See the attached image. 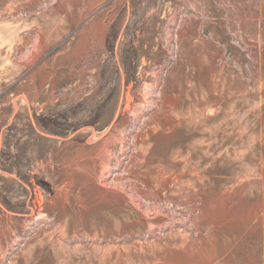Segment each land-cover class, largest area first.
<instances>
[{"label": "rangeland", "instance_id": "rangeland-1", "mask_svg": "<svg viewBox=\"0 0 264 264\" xmlns=\"http://www.w3.org/2000/svg\"><path fill=\"white\" fill-rule=\"evenodd\" d=\"M0 264H264V0H0Z\"/></svg>", "mask_w": 264, "mask_h": 264}, {"label": "bare ground", "instance_id": "bare-ground-1", "mask_svg": "<svg viewBox=\"0 0 264 264\" xmlns=\"http://www.w3.org/2000/svg\"><path fill=\"white\" fill-rule=\"evenodd\" d=\"M8 8H9V7H8ZM15 9H16V8H15ZM9 11H10V10H9ZM9 14H10V13H9ZM192 82H193V81H192ZM220 83H221V82H220ZM223 86H224V85H223ZM221 87H222V86H221ZM224 88H225V87H224ZM209 89H210V87H209ZM214 89H215V88H214ZM222 89H223V88H222ZM201 90H202V89H201ZM210 91H211V90H210ZM202 92H203V91H202ZM204 93H205V92H204ZM218 93H219V92H218ZM230 93H231V92H228V94H230ZM220 94H221V93H220ZM224 94H226V93H224ZM202 95H203V94H202ZM232 95H233V93H232ZM219 96H220V95H219ZM230 96H231V95H229V96L227 95V98L230 97ZM199 97H200V96H199ZM210 98H211V97H210ZM212 98L214 99V97H212ZM143 99H144V98H143ZM169 99H170V98H169ZM207 99H208V98H207ZM145 100H146V99H145ZM202 100H203V99H202ZM208 100H209V99H208ZM214 100H215V99H214ZM216 100H217V99H216ZM161 101H162V100H161ZM165 101H166V100H165ZM169 101H170V100H169ZM198 101H199V100H198ZM163 102H164V101H163ZM170 102H172V101H170ZM170 102H169V103H170ZM213 102H214V101H213ZM216 102H217V101H215V104H216ZM220 102H221V101H220ZM234 102H235V101H234ZM155 103H156V102H155ZM174 103H175V102H174ZM196 103H197V102H196ZM198 103H199V102H198ZM198 103H197L196 105H198ZM137 104H138V103H137ZM209 104H210V103H209ZM233 104H234V103H233ZM157 105H158V104H157ZM170 105H171V103H170ZM218 105H219V104H218ZM159 106H160V105H159ZM172 106H173V105H172ZM186 106H187V105H186ZM206 106H207V105H206ZM215 106H216V105H215ZM219 106H220V105H219ZM219 106H216V107H219ZM227 106H228V105H227ZM232 106H233V105H232ZM136 107H137V106H136ZM195 107H196V106H195ZM203 107H205V106H203ZM216 107H215V108H216ZM171 108H172V107H171ZM233 108H234V107H233ZM196 109H197V108H196ZM205 109H206V108H205ZM217 109H218V108H217ZM222 109H224V108H222ZM178 110H179V109H178ZM184 110H186V109H184ZM184 110H183V111H184ZM189 110H190V108H189ZM232 110H233V109H232ZM158 111H159V110H158ZM160 111H161V110H160ZM171 111H172V109H171ZM199 111H200V110H199ZM213 111H214V110H213ZM216 111H217V110H216ZM216 111H215V113H216ZM219 111H220V110H219ZM230 111H231V110H230ZM168 112H169V111H168ZM175 112H176V110H175ZM175 112H174V113H175ZM194 112L196 113V110H195ZM194 112H193V113H194ZM231 112H232V111H231ZM170 113H171V112H170ZM170 113H168V114H170ZM200 113H201V112H200ZM171 114H173V113H171ZM183 114H184V112H183ZM198 114H199V112H198ZM202 114H203V113H202ZM211 114H213V112H212ZM218 114H219V113H218ZM226 114H227V112H226ZM229 114H232V113H229ZM164 115H166V114H164ZM177 115H178V114H177ZM185 115H187V114H185ZM195 115H196V114H195ZM216 115H217V113H216ZM233 115H234V111H233ZM235 115H236V114H235ZM189 116H191V115L189 114ZM161 117H162V116H161ZM177 117H178V116H177ZM187 117H188V116H187ZM187 117H186V118H187ZM191 117H192V116H191ZM191 117H190V118H191ZM193 117L199 118V117H197V116H193ZM202 117H203V116H202ZM163 118H164V117H163ZM171 118H172V117H171ZM204 118H205V117H204ZM172 119H173V118H172ZM223 119H224V118H223ZM185 120H186V119H184V121H185ZM192 121H194V119H193ZM221 121H222V120H221ZM175 122H176V121H175ZM196 122H197V120H196ZM200 122H201V121H200ZM178 123H179V125H180V122H178ZM182 123H183V122H182ZM193 123H194V122H193ZM220 123H222V122H220ZM156 124H157V123H156ZM158 124H159V123H158ZM168 124H169V123H168ZM176 124H177V123H176ZM195 124H196V123H194V125H195ZM218 124H219V123H218ZM179 125H178L177 127H179ZM191 125H192V124H191ZM196 125H198V124H196ZM215 125H217V124H215ZM219 125H220L221 127H223L222 125H225V123H223L222 125H221V124H219ZM219 125H218V127H219ZM153 126H154V125H153ZM162 126H164V125H162ZM189 126H190V125H189ZM200 126H201V124H200ZM211 126H212V125H211ZM225 126H226V125H225ZM230 126H231V125H229V127H230ZM155 127H156V125H155ZM201 127H203V126H201ZM205 127H206V126H205ZM209 127H210V126H209ZM216 127H217V126H216ZM229 127H228V129H230ZM238 127H239V126H238ZM232 128H233V127H232ZM199 129H200V128H199ZM209 129H210V128H209ZM218 129H219V128H218ZM218 129H217V130H218ZM203 130H204V129H203ZM223 130H224V129H223ZM237 130H238V128H237ZM213 131H214V130H213ZM221 131H222V130H221ZM221 131H220V132H221ZM225 131H226V130H225ZM228 131H229V130H228ZM205 132H206V131H205ZM216 132H217V131H216ZM143 133H144V132H143ZM220 134H221V133H220ZM138 135H139V133H138ZM143 135H144V134H143ZM209 135H210V134H209ZM212 135H213V134H212ZM234 135H235V134H234ZM234 135H233V136H234ZM224 136H225V135H224ZM219 137L221 138V135H220ZM219 137H218L217 139H219ZM225 138H227V137H225ZM230 138H231V137H230ZM230 138H229V139H230ZM198 139H199V138H197V140H198ZM209 139H210V137H209ZM213 139H214V138H213ZM238 139H239V138H238ZM194 140H196V138H195ZM222 140H223V139H222ZM190 141H191V140H190ZM226 141H227V140H226ZM237 141H238V140H237ZM237 141H236V142H237ZM195 142H196V141H194V143H195ZM220 142H221V141H220ZM194 143H193V144H194ZM232 143H234V142H232ZM140 144H141V143H140ZM140 144H139V145H140ZM204 145H205V144H204ZM206 145H207V144H206ZM135 146H136V144H135ZM209 146H210V144H209L207 147H209ZM140 147H141V145H140ZM193 147H194V146H192V148H193ZM199 147H200V146H199ZM203 147H204V146H203ZM188 148H189V147H188ZM195 148H198V147H195ZM206 149H207V148H206ZM219 149H220V148H219ZM193 150H194V149H193ZM217 150H218V149H217ZM217 150H216V151H217ZM203 151H206V150H203ZM203 151H201V152L203 153ZM218 151H219V150H218ZM180 152H182V150L179 151V153H180ZM190 152H191V151H190ZM190 152H189V153H190ZM210 152H211V151H210ZM210 152H209V153H210ZM213 152H214V151H213ZM213 152H212V153H213ZM176 153H177V151H176ZM179 153H178V154H179ZM192 154H193V153H192ZM138 155H139V154H138ZM208 155H209V154H208ZM183 156H184V155H183ZM209 156H211V155H209ZM200 157H201V156H200ZM212 157H213V156H212ZM218 157H219V156H218ZM188 158H189V157H188ZM204 158H205V156H204ZM195 159H196V158H195ZM214 159H215V156H214ZM143 160H144V159H143ZM175 161H176V160H175ZM134 163H135V162H134ZM178 163H179V162H178ZM183 163H185V162H183ZM135 164H136V163H135ZM177 165H178V164H177ZM189 165H190V161H189V163H188V166H189ZM196 165H198V164H196ZM196 165H195V167H196ZM183 166H184V165H183ZM136 167H137V166H136ZM138 167H139V166H138ZM148 167H149V165H148ZM148 167H147V168H148ZM185 167H186V165H185ZM185 167H184V168H185ZM147 168H146V169H147ZM152 168H153V167H152ZM125 169H126V168H125ZM148 169H149V168H148ZM153 169H154V168H153ZM200 169H201V168H200ZM203 169H204V168H203ZM126 170H127V169H126ZM130 170H131V169H130ZM180 170H181V169H180ZM158 171H160V170H158ZM175 171H176V170H175ZM178 171H179V170H178ZM178 171H176V172H178ZM181 171H182V170H181ZM139 172H140V171H139ZM152 172H153V171H152ZM165 172H167V171H165ZM165 172H164V173H165ZM184 172H185V170H184ZM201 172H202V171H201ZM201 172H200V173H201ZM170 173H171V172H170ZM181 173H182V172H181ZM181 173H179V174H181ZM171 174H172V173H171ZM182 174H183V173H182ZM206 174H207V173H206ZM196 175H198V174H196ZM138 176H139V175H138ZM143 176H144V174H143ZM173 176H174V175H173ZM186 176H187V174H186ZM198 176H199V175H198ZM202 176H203V175H202ZM205 176H206V175H205ZM209 176H210V175H209ZM209 176H208V178L210 179ZM155 177H156V176H155ZM178 177H180V176H178ZM193 177H194V176H193ZM211 177H212V176H211ZM102 178H103V177H102ZM137 178H138V177H137ZM187 178H188V177H187ZM194 178L196 179V177H194ZM199 178H200V180H201V177H200V176H199ZM206 178H207V177H206ZM177 179H178V178H177ZM211 179H212V178H211ZM144 180H145V179H144ZM161 180H162V179H161ZM182 180H183V179H182ZM184 180H186V179H184ZM189 180H190V179H189ZM189 180H188V181H189ZM206 180H208V179H206ZM206 180H205V181H206ZM215 180H216V179H215ZM142 181H143V180H142ZM149 181H150V180H149ZM177 181H178V180H177ZM135 182H137V181H135ZM135 182H134V184H135ZM155 182H156V181H155ZM165 182H166V180H165ZM189 182H190V181H189ZM197 182H198V181H196V183H197ZM201 182H202V181H201ZM209 182H210V181H209ZM213 182H214V181H213ZM213 182H212V183H213ZM217 182H218V181H217ZM149 183H150V182H149ZM156 183H157V182H156ZM175 183H176V182H175ZM180 183H182V182H180ZM196 183H195V184H196ZM198 183H199V182H198ZM136 184H138V183H136ZM157 184H159V183H157ZM161 184H162V183H161ZM178 184H179V183H178ZM209 184H210V183H209ZM216 185H217V184H216ZM219 185H220V184H218V186H219ZM149 186H150V185H149ZM181 186H182V185H181ZM203 186H204V185H203ZM152 187H153V185H152ZM164 187H165V186H164ZM210 187H211V186H210ZM216 187H217V186H216ZM155 188H156V187H155ZM162 188H163V187H162ZM187 188H188V189H187ZM187 188H186V189L189 190V187H187ZM212 188H213V187H212ZM157 189H158V188H157ZM168 189H170V188H168ZM171 189H172V188H171ZM184 189H185V188H184ZM202 189H203V188H202ZM204 189H205V188H204ZM145 190H146V189H145ZM175 190H176V189H175ZM195 190H196V189H195ZM200 190H201V189H200ZM159 191H160V190H159ZM159 191H158V192H159ZM176 191H177V190H176ZM182 191H183V190H182ZM189 191H190V190H189ZM189 191H188V192H189ZM192 191H193V190H192ZM199 192H200V191H199ZM159 193H160V192H159ZM189 194H190V193H189ZM187 195H188V194H187ZM193 195H194V194H193ZM195 195H196V194H195ZM204 195H205V194H204ZM185 197H186V196H185ZM188 197H189V196H188ZM188 197H187V198H188ZM191 197H192V194H191ZM183 198H184V197H183ZM187 198H186V199H187ZM186 199H185V200H186ZM190 200H191V198H190ZM42 213H43V212H42ZM39 215H40V214H39Z\"/></svg>", "mask_w": 264, "mask_h": 264}]
</instances>
